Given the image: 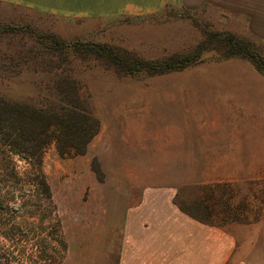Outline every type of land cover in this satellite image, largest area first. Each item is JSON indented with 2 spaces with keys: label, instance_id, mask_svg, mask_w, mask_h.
I'll return each mask as SVG.
<instances>
[{
  "label": "rangeland",
  "instance_id": "374dc122",
  "mask_svg": "<svg viewBox=\"0 0 264 264\" xmlns=\"http://www.w3.org/2000/svg\"><path fill=\"white\" fill-rule=\"evenodd\" d=\"M64 1L0 0V111L78 105L97 123L82 153L43 148L51 206L10 145L27 134L0 113V264H142L207 225L217 257L263 264L264 39L210 8L88 19ZM222 33L252 42L250 58ZM96 44L163 64L125 71Z\"/></svg>",
  "mask_w": 264,
  "mask_h": 264
},
{
  "label": "crops",
  "instance_id": "0c3cea01",
  "mask_svg": "<svg viewBox=\"0 0 264 264\" xmlns=\"http://www.w3.org/2000/svg\"><path fill=\"white\" fill-rule=\"evenodd\" d=\"M166 7L200 10L214 9L227 18L230 28H245L253 37L264 39V0H65L67 14L88 19L117 16H141L159 12ZM242 23V25H240ZM224 150V149H222ZM202 154L203 156H227V153ZM193 225V223H192ZM200 225V224H194ZM196 229V228H194ZM211 226L196 230L178 231L175 241L162 248L155 247L151 254L144 252L142 264H231V248L227 254L217 257L225 245ZM224 233V232H222ZM220 234V233H219ZM225 234V233H224ZM226 235V234H225ZM216 237V238H215ZM223 243V244H222ZM220 244V245H219ZM221 246V247H219ZM231 259V260H230ZM237 264V263H235ZM238 264H251L241 260ZM264 264V262H263Z\"/></svg>",
  "mask_w": 264,
  "mask_h": 264
},
{
  "label": "trees",
  "instance_id": "16d2710c",
  "mask_svg": "<svg viewBox=\"0 0 264 264\" xmlns=\"http://www.w3.org/2000/svg\"><path fill=\"white\" fill-rule=\"evenodd\" d=\"M222 35L223 39L219 40L220 43L222 42L221 47L228 49L231 56L250 58L246 52L254 49L252 42L228 33H222ZM55 41L59 45L62 43L58 38ZM95 47L103 57L125 71L138 69L148 71L151 69L157 72L159 71L156 70L157 67L163 64L160 61L136 57L134 53L128 50L115 49L107 44H96ZM87 49L93 50L94 48L89 46ZM260 69L264 71V68ZM0 113H3L10 120L7 127L11 129L12 123L14 125V122H17L16 131L19 130V134L30 136L28 138L26 135L27 140H23L24 144L14 141L10 145L16 153H24L25 156L23 157L31 163L37 183L35 192L37 195L43 192L47 202L52 206L50 188L40 169L43 148L54 140L58 151L61 153H70L71 149L76 153H82L96 132L97 123L94 122L93 127L87 128L88 111L78 105L54 107L51 111H47L26 104H4Z\"/></svg>",
  "mask_w": 264,
  "mask_h": 264
}]
</instances>
